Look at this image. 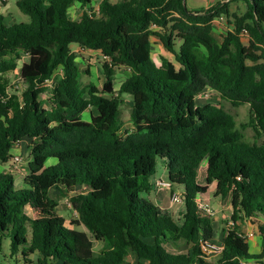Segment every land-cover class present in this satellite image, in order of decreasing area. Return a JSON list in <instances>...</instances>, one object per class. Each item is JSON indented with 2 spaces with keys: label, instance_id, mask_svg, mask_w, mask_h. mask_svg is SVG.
I'll list each match as a JSON object with an SVG mask.
<instances>
[{
  "label": "trees",
  "instance_id": "1",
  "mask_svg": "<svg viewBox=\"0 0 264 264\" xmlns=\"http://www.w3.org/2000/svg\"><path fill=\"white\" fill-rule=\"evenodd\" d=\"M91 2L16 0L27 22L8 24L0 15V80L18 71L23 87L20 99L0 87V162L19 142L32 143L18 189L12 174L0 173L1 259L264 264V0H214L198 11L186 0H101L94 9ZM234 3L243 14L230 10ZM219 19L227 28L221 40L212 25ZM153 37L173 61L153 60ZM72 45L99 54L100 89L83 84ZM117 70L124 73L118 83ZM204 90L220 102L199 109ZM123 95L132 101L130 131H121ZM224 102L247 106V121L238 127ZM158 164L164 176L151 182ZM203 164L213 197L229 201L231 220L256 224L258 253L241 231L223 235L215 261L203 253L202 243L215 237L212 216L197 203ZM157 182L182 196L181 224L149 198ZM52 190L76 215L69 224Z\"/></svg>",
  "mask_w": 264,
  "mask_h": 264
},
{
  "label": "rangeland",
  "instance_id": "2",
  "mask_svg": "<svg viewBox=\"0 0 264 264\" xmlns=\"http://www.w3.org/2000/svg\"><path fill=\"white\" fill-rule=\"evenodd\" d=\"M95 3H98L100 0H93ZM214 2V0H186V5L189 10L198 11V10H204L211 6V4ZM8 8L7 11H1L2 15L4 17H9L8 13H10V17L13 16V13H16L15 19L16 23L20 22H27L28 17L22 14L18 8L15 5V0H8ZM94 9V7H93ZM231 11H235L237 14H243L245 7L242 4H232ZM80 10H75L73 12V18H76L78 15H80ZM1 15V16H2ZM213 25V35L217 40H221V36L225 35L226 33V24L224 19L215 20L212 23ZM242 40L244 43L247 42V36L245 34L242 35ZM152 58L153 60L160 65L161 64V58H166L170 61H173V57L171 54L166 52V50L162 47L160 42L157 38H152ZM72 52L76 56V61L78 62L79 69L82 71V82L83 84L93 83L96 87L99 89L101 88V84L103 81V72H102V66H101V58L98 53L87 51L80 49L74 45L71 47ZM88 72V74L85 73ZM124 79V73L121 70H117L115 73V82L118 83L121 80ZM19 76L18 71L10 72L2 76V79L0 80V87H3V92H5L6 98L8 99L11 96H16L17 99H20V94L22 91V86L19 84ZM48 95L42 94V99L47 100ZM197 107L199 109H203L207 104L209 103H218L220 102L219 98L215 93H213L210 90H205L204 93H202L200 96H198L197 99ZM131 97L129 95H123V103L120 107V120L122 122L121 131H130L132 129V124L130 120V108H131ZM225 109L229 111L235 118L236 124L238 127L241 123H245L248 118V107L247 106H240L238 108L231 107L228 103H223ZM89 113H94V110L91 108L87 110L84 114V119L87 120L89 117ZM243 134L245 138L248 141H252L254 138V133L251 129L247 128L246 130H243ZM259 141H264V135L261 137ZM32 143L29 140H23L15 145L13 149V157L8 161V163L3 164L0 162V173H10L15 178V188L18 187V181L26 176L28 174V164L30 162V147ZM18 158V160H14L15 158ZM204 164L199 169V178L198 182L204 187L205 192L208 195L209 198V205L211 209L214 212L213 220L216 224V235H219V237L215 238V242L219 243L222 242V237L224 234H226L228 231H241L245 234V240L249 241L252 245L255 243V239H248L246 236L247 229H251L250 223H245L243 228H239V224L242 221H234L231 220V209L230 204L228 200H222L220 198H214L213 192H214V184L209 183L206 180L205 177V170H204ZM164 176V168L161 164H158L156 173L150 178V181H154L156 179L162 178ZM51 197L56 200L58 207V213L62 217L66 219V223L69 224L70 220L76 219V215L71 211L70 206L68 204L67 199H61L58 197L55 191H51ZM159 195L158 200L161 202H158L163 208H166V210L170 213L172 218L178 223H182V216L181 211L183 205H177V204H171V199L173 194L168 192L167 189H158L155 188V192H152L149 194L150 199L153 200L156 203V195ZM162 199H165V204L163 203ZM163 203V205H162ZM76 230H83L82 227H76L73 226ZM257 231V229L255 228ZM218 239V240H217ZM220 240V241H219ZM99 246L95 244L94 249L98 250ZM4 251L2 252L7 253V242L4 243ZM0 253V256L3 254ZM218 253H212L210 256V259L212 261H215L216 256ZM0 264H8V260L1 259L0 257Z\"/></svg>",
  "mask_w": 264,
  "mask_h": 264
},
{
  "label": "crops",
  "instance_id": "3",
  "mask_svg": "<svg viewBox=\"0 0 264 264\" xmlns=\"http://www.w3.org/2000/svg\"><path fill=\"white\" fill-rule=\"evenodd\" d=\"M16 1V0H15ZM101 1V0H100ZM99 1V2H100ZM98 2V3H99ZM98 3H95L93 0H92V2H91V6L92 7H94V6H97V4ZM7 11V10H9V8H8V0H0V15H2V13H1V11ZM77 11L79 10L78 8L76 9ZM75 10H73V11H71L70 13V15L71 16H73V12H74ZM80 13H81V10H80ZM14 15L13 16H11L10 17V13H8V16L9 17H4L3 15V17H4V19H5V22L6 23H8V24H12V23H15L16 22V19H15V15H16V13H13ZM72 47V46H71ZM77 47V46H76ZM149 198H150V196H149ZM156 204H158V202H161V201H159L158 200V198H159V195L157 194L156 195ZM207 204H209V198H208V195H207V193L205 192V195L203 196V198H202ZM162 201H163V203L165 204V199H162ZM163 203H162V205H163ZM161 204V203H160ZM160 204H158L160 207H162L163 208V206H161ZM210 206V205H209ZM211 208V207H210ZM164 209H166V208H164ZM231 209V208H230ZM212 219H213V216H212ZM245 223L247 224V223H250L251 224V229H247V231H246V236L248 237V239H255V243L252 245L251 243H249V241H247V243H248V245H249V248H250V250H251V252H254V253H258L259 251H260V242H259V234H258V230L256 231L255 230V228L257 229V226H256V224H254V223H252V222H240V223H238L237 222V224H239V228L241 229V228H243V226L245 225ZM213 228H214V231H215V234H214V239H213V242L215 243V244H217V245H222L221 244V242H219V243H216L215 241V238L216 237H219V235H216V224H215V222H214V220H213ZM248 234H252V236H248ZM220 238V237H219ZM218 240V239H217ZM220 241V240H219ZM130 261H131V263H135L136 262V259H135V257L134 256H131L130 258Z\"/></svg>",
  "mask_w": 264,
  "mask_h": 264
},
{
  "label": "built area",
  "instance_id": "4",
  "mask_svg": "<svg viewBox=\"0 0 264 264\" xmlns=\"http://www.w3.org/2000/svg\"><path fill=\"white\" fill-rule=\"evenodd\" d=\"M95 11H97V7L95 8ZM204 91L202 93H204ZM14 160L17 161L18 158L16 157ZM164 187L165 186H164V184L162 182H157V188L158 189H164ZM197 203H198V207L201 210H203L207 215H209V216H213L214 215V212L210 208L209 204H207L203 199H201V198L198 199ZM171 204H177V205L183 204L182 196L180 194L173 193V196H172V199H171ZM248 236H252V234H248ZM201 249H202L204 254H206L207 256L210 257L213 252L214 253H219L222 250V245H217L213 241L212 242H205V243H202Z\"/></svg>",
  "mask_w": 264,
  "mask_h": 264
}]
</instances>
